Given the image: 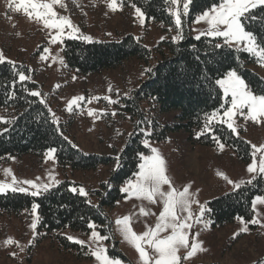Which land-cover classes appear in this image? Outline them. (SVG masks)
I'll return each mask as SVG.
<instances>
[{
  "label": "rangeland",
  "instance_id": "1",
  "mask_svg": "<svg viewBox=\"0 0 264 264\" xmlns=\"http://www.w3.org/2000/svg\"><path fill=\"white\" fill-rule=\"evenodd\" d=\"M72 1L82 6L76 8L72 6V2L63 0L65 8L56 5L54 10L58 15L69 17L79 28V34L90 36L91 42L121 40L124 36L131 35L150 50L162 42H180L174 40L179 32L175 25H159L147 15L142 24L132 7L133 0H123L122 10L117 11L109 9L110 0ZM183 25L182 16V28ZM187 27L190 29V35L195 38L205 31L208 25L206 22L197 23L195 20ZM52 35H55V31L45 29L42 21L29 18L22 9L16 11V0H0V52L3 53L5 61H14L17 65L29 69L30 74H25L40 85L34 91L41 93L39 98L48 106L51 116L55 114L59 121L58 126L68 119L73 120L71 135L68 136L73 145L87 154L117 157L126 146L128 136L138 131L151 134L152 127L143 123L140 116L133 115L130 102L135 99L141 83L147 80L146 72L152 63L146 64L131 58L121 67L81 76L67 70L64 42L52 44ZM67 39L66 37L64 41ZM71 40L89 42L83 39ZM44 49H48V58L42 60ZM60 59H63V64ZM249 68L264 79V64L258 62L249 65ZM78 96L84 97V100L69 112L70 101ZM110 100L116 103H110ZM139 108L145 112V119L156 117L163 124L179 121V110L155 112L150 110L151 105L147 101L140 102ZM247 111L245 109L244 114L237 113L234 117L236 132L233 133L247 141L250 146L254 144L259 148L264 145V120L259 124L249 120ZM220 115L222 116L223 112H220ZM0 118L10 121L1 109ZM140 123L142 126H139ZM5 129L6 127H2L0 134ZM145 139H148L151 147L158 149L165 159L167 174L173 186L178 190L191 186L193 198L199 201V204L192 205L194 214L199 213L200 204L209 208L212 200L238 190L218 173H223L235 182L251 180L255 176V173L247 171L252 158L248 163L242 162L237 154L223 143L217 146L194 143L185 130L171 132L166 141H154L149 136ZM147 155H151V152ZM43 159V162H36L29 155L14 156L10 161L0 164V180L10 181L11 178L5 176L6 169H11L19 180L37 181V178H40L38 183H50L48 177L51 173L59 184L71 181L77 184L73 187H83L89 193V190L101 189L103 184L108 185L112 170L117 165L114 161L110 166H102L97 171H73L71 168H60L56 154L55 159L47 158L46 155ZM164 190H168L167 185ZM141 207L152 214H142ZM161 210L162 202L159 200L156 204H151L126 193V197L107 212L112 223L111 232L106 234L110 239L103 242L107 255L120 260L121 264H142L139 253L124 239L120 231L121 226L116 221L129 216L133 230L140 234L146 231L147 227L155 226ZM36 215H39L38 209L36 213L32 211L30 219L26 222L16 215L0 213V264H98L94 257L80 261L65 255L48 241L33 248L36 244L38 223L35 230L31 224ZM253 219L259 222L251 223ZM203 221H207V225ZM203 221L193 224L189 244L198 240L205 251H198L185 260L183 257L188 250L181 249V264H256L264 260V205H257L253 218H239L235 224L223 228L215 227L208 213ZM245 227L247 232L243 231ZM96 231L105 235L97 228ZM63 234L84 240V246L88 247L90 243L91 232L82 234L67 229ZM9 239L14 243L8 244Z\"/></svg>",
  "mask_w": 264,
  "mask_h": 264
},
{
  "label": "trees",
  "instance_id": "2",
  "mask_svg": "<svg viewBox=\"0 0 264 264\" xmlns=\"http://www.w3.org/2000/svg\"><path fill=\"white\" fill-rule=\"evenodd\" d=\"M67 1L72 2V6L76 8L82 6L72 0ZM133 2L159 25L174 26L168 0ZM213 2L214 0H193L189 14L183 16L184 39L177 44L162 42L150 50L131 35H126L121 40L104 42L64 41L66 68L81 76L121 67L131 58L146 64L152 63L149 68L152 71L146 72L147 80L141 83L135 99L130 102L133 115L140 116L143 123L152 127V132L148 135L138 131L128 136L126 146L117 156L120 157V167L112 170L110 183L103 184L101 189L89 190L87 197L72 193L70 189L77 184L71 181H65L50 189L49 193L37 197L25 193L0 194V213L16 215L26 222L31 217L32 205H39L40 221L33 248L48 241L63 254L76 260L92 259L87 246L69 241L63 233L72 229L89 234L92 231L90 223H95L102 234L111 232L112 223L107 212L126 197L121 188L138 171V153L147 155L151 152L142 143L145 137L149 136L154 141H166L171 132L185 130L194 143L208 146L223 143L242 162L251 161L252 147L247 141L235 135L225 124L209 123L207 120L217 109L223 112L228 107L223 104L222 91L215 84V80L222 78L228 70L236 69L254 91L264 90V79L249 68V65L258 63L257 58L235 49H213L211 45L221 42L222 38L203 36L196 40L190 35L188 24L191 25L201 10ZM260 34L264 35V29ZM157 58L159 59L155 62ZM23 68L26 74H30L27 67ZM10 69L7 62L0 64V109L11 121L7 124L0 123V129H7L0 134V164L10 161L14 156L26 155L36 162H43L50 147L57 148V162L63 169L97 171L102 166H110L114 161L117 164V157L87 154L73 145L68 138L74 125L73 120L68 119L60 126L54 125L48 106L41 103L39 97L29 94L40 87L37 82L30 80L21 85L17 81L16 95L13 98L7 87L13 79ZM143 101H147L151 105L150 110L155 112L179 110V121L163 124L156 117L145 119V112L139 108V103ZM206 124L211 131L205 128ZM198 133L203 134L197 138ZM259 195L264 196V179L258 178L252 184H245L237 191L212 200L208 216L217 228L235 224L239 218L251 219L254 215L251 202ZM256 264H264V260Z\"/></svg>",
  "mask_w": 264,
  "mask_h": 264
},
{
  "label": "snow or ice",
  "instance_id": "3",
  "mask_svg": "<svg viewBox=\"0 0 264 264\" xmlns=\"http://www.w3.org/2000/svg\"><path fill=\"white\" fill-rule=\"evenodd\" d=\"M168 3L170 5L169 14L174 18V25L179 30L174 40L179 42L184 39L182 16L189 14L193 0H168ZM56 5L65 8L63 0H16V11L22 9L29 18L42 21L45 29L55 31V35H52L50 40L52 44L57 42L63 44L66 37L91 42L92 38L90 36L79 34V28L72 23L69 17L58 15L57 11L54 10ZM122 6L123 0H110L108 3L109 9L112 11L122 10ZM132 7L143 24L146 18L145 11H142L141 7H138L135 3L132 4ZM201 21L206 22L208 27L195 37L196 40H200L202 36L213 39L222 38L221 42L211 45L213 49H235V51L252 55L257 58L258 62L264 64V35L260 34L261 30L264 29V0H214L211 5L202 9L201 13L196 16V22ZM47 58L48 49H44V55L41 59L45 60ZM5 62L11 66L10 71L13 79L7 87L14 98L17 81L23 85L25 82L30 81L31 77L25 74L23 65L18 66L10 60L5 61L3 53L0 52V64ZM60 63H64L63 59H60ZM147 71L151 72L152 70L148 69ZM215 84L222 91L223 104L228 105V107L224 108L222 116L219 109L211 113L207 117L209 123L218 121L221 124H226L232 132H236L234 117L237 113L244 114L245 109L248 110L247 118L249 120L258 124L264 120V90L254 91L236 69L228 70L222 78L215 80ZM29 94L33 97L41 96L38 91H31ZM83 100L84 97H74L69 103L68 111L71 112L73 107L78 106ZM109 102L116 103V101L111 100ZM41 103H44V101H41ZM0 122L7 124L11 121L0 118ZM52 123L57 126L59 124L54 113L52 114ZM205 128L209 131L212 130L208 124L205 125ZM201 134L203 133H198L197 138ZM60 135L63 134L60 133ZM142 143L150 149L151 155L138 153V171L132 179L127 180L121 191L138 199L147 200L151 204H156L159 200L162 202V210L159 212L155 226L147 227V230L140 234L133 230L129 216L118 219L116 223L121 226L120 231L124 239L133 245L139 253L142 264H181L182 258L179 255L181 249L188 250L186 256L183 257L185 260L191 258L198 251H205L202 243L198 240H193L190 245L189 236L193 224L202 222L205 214L211 210L206 205L200 204L199 213L194 214L192 205L199 204V201L193 198V194L190 192L191 186H185L183 190L176 189L167 174L166 161L158 149L151 147L148 139L143 140ZM220 147L223 149V144ZM251 147L252 162L247 168L249 173H255L251 180L235 182L229 180L223 173H218L223 179L232 184L234 189H240L242 184H252L258 178L264 179V145L258 148L253 144ZM56 152L57 148L50 147L45 155L47 158L55 159ZM257 156H259L258 162ZM116 159L118 169L120 167V157ZM5 176L11 179L10 181L0 180V194H8L9 192L25 193L37 197L49 193L51 188L59 184V181L51 173L48 177L50 183H38L37 181L40 178H37V181L19 180L11 169L5 170ZM25 185L29 187H25ZM165 185L168 186L167 191L164 190ZM70 191L85 197L89 195L83 187H72ZM88 203L90 204L91 201L89 200ZM258 204L264 205V196H256L252 200L251 207L254 212ZM38 208V204H33V213H36ZM140 212L144 215L152 214L143 207L140 208ZM39 221L40 217L36 215L31 224L33 230L36 229ZM203 222L207 225V221ZM250 222L258 223L259 221L253 219ZM96 227L95 223L89 224V228L92 229L90 243H88L91 256L95 258L98 264H121L120 260L110 258L107 255V249L103 242L109 240L110 237L101 235L96 231ZM243 231L247 232V227ZM67 239L81 246L86 243L84 240L72 236H68ZM7 243L12 244L14 241L9 239Z\"/></svg>",
  "mask_w": 264,
  "mask_h": 264
}]
</instances>
